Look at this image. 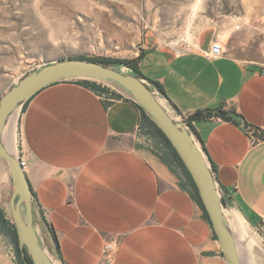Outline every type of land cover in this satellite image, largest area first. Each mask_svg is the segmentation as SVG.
<instances>
[{"label":"crops","instance_id":"0c3cea01","mask_svg":"<svg viewBox=\"0 0 264 264\" xmlns=\"http://www.w3.org/2000/svg\"><path fill=\"white\" fill-rule=\"evenodd\" d=\"M248 2L235 23L203 27L190 43L146 31L134 58L180 115L228 113L230 121L212 116L191 124L220 191L231 197L227 214L242 264H264L257 233L264 230V20L251 19L257 14ZM215 41L223 54L208 60L203 52ZM102 84L108 93L77 80L47 86L4 129L3 144L25 161L38 231L53 245L43 217L54 232L59 264H227L191 191L141 149L136 103ZM8 179L0 160V198Z\"/></svg>","mask_w":264,"mask_h":264},{"label":"rangeland","instance_id":"374dc122","mask_svg":"<svg viewBox=\"0 0 264 264\" xmlns=\"http://www.w3.org/2000/svg\"><path fill=\"white\" fill-rule=\"evenodd\" d=\"M250 11L264 20V0H248ZM244 0H0V98L9 81L17 83L45 63L72 58L135 59L146 31L166 43L225 20L235 23L244 13ZM184 41L178 43L183 46ZM115 69L131 73L124 66ZM13 84V85H14ZM111 85V83H107ZM162 102L158 92L149 85ZM141 149L156 155L161 147L144 136ZM8 179L0 207L11 220ZM227 203L226 216L233 210ZM35 229L38 228L35 224ZM39 232V231H38ZM263 242L262 228L257 232ZM236 235V233H235ZM236 240L238 241L237 235ZM240 250V249H239ZM55 259V258H54ZM57 261V260H56ZM59 264L58 262H56ZM0 264H18L13 243L0 233Z\"/></svg>","mask_w":264,"mask_h":264},{"label":"water","instance_id":"95a60500","mask_svg":"<svg viewBox=\"0 0 264 264\" xmlns=\"http://www.w3.org/2000/svg\"><path fill=\"white\" fill-rule=\"evenodd\" d=\"M69 80L111 83V86L127 94L144 110L169 141L191 176L227 264H242L236 235L226 216L227 202L222 197L206 154L189 127L170 114V111L177 112L156 97L146 79L81 59L47 62L8 87L0 98V160L7 168L13 187L9 209L22 254L25 249L32 264L58 262L54 246L35 229L36 207L31 189L18 156L11 154L3 144L4 129L9 117L19 113L22 105L31 96L47 86ZM158 94L163 100V96L159 92Z\"/></svg>","mask_w":264,"mask_h":264},{"label":"trees","instance_id":"16d2710c","mask_svg":"<svg viewBox=\"0 0 264 264\" xmlns=\"http://www.w3.org/2000/svg\"><path fill=\"white\" fill-rule=\"evenodd\" d=\"M72 59H75V58H72ZM76 59L88 60V61H92L95 63H100L102 65H106V66H109L112 68H115L114 65L124 66L131 71V74H133L139 78H143L139 69H138L139 58H135V59H112V58H84V57H80V58H76ZM77 81L79 83H81L82 85H84L85 87H87V88H89V89H91L94 92H97L99 94H105V93L109 92V89L105 85H103L102 83L89 81V80H77ZM148 83L152 87H154V89L157 90L162 96H164V92L158 83L152 82V81H148ZM33 96H31L22 105L21 113L24 112L25 106L27 105L28 101ZM136 106L140 111V118H139V132H140V134L142 136H147V137L152 138L161 147L160 151L156 152V156L172 173L176 174L179 177V186L183 189H189L191 191L193 198L198 203V205L200 206V208L203 212L204 218L207 219L208 222L211 224L209 217H208V214L205 211V208H204L202 201L199 197L198 190H197L191 176L189 175L188 171L186 170L185 166L183 165L182 161L180 160V158L178 157L175 150L172 148L171 144L166 139L164 134L157 127V125L152 121V119L144 112V110L141 107H139L137 104H136ZM212 116L220 117L221 119H223L225 121H230V117L228 116V113L224 112L221 109H218L215 112H211V111L195 112L194 114H192L191 116H189L186 119L187 126L192 131V133L195 135V137H196V134H195V131H194L191 123L193 121L201 120V119L212 117ZM202 149L204 151L203 147H202ZM210 165H211L212 172H214L213 165L211 163H210ZM221 194L227 203H231V197L228 195V193L223 188L221 189ZM34 207H36V205H34ZM39 212L41 213L40 210H39ZM42 221L48 229L50 239L53 242V246L55 248V252H56L57 257H58L59 256L58 246H57V241H56V237L54 235V232L52 231L51 226L44 220L43 217H42ZM0 233L7 235L10 238V240L12 241L18 264H32L31 258L27 254L25 249H24V252L22 254L21 249L19 248V245H18V238H17V234H16L14 224L12 223V220L7 219V217L4 213V211L1 209V207H0ZM214 236L216 238V235H214Z\"/></svg>","mask_w":264,"mask_h":264},{"label":"built area","instance_id":"2783aa9c","mask_svg":"<svg viewBox=\"0 0 264 264\" xmlns=\"http://www.w3.org/2000/svg\"><path fill=\"white\" fill-rule=\"evenodd\" d=\"M203 54H204V57H205L206 59H208V60H215V59H217V58H219V57L222 56V54H223V48H222V46H221V44H220L219 42H216V41H215V42H213V43L211 44V46H210V48H209L208 50H205V51L203 52ZM259 74L262 75V76H264V66L260 69ZM170 114H171L176 120H180V119H181V120L185 123V125H187V123H186V119H187V118H186V117L180 115L179 113H173L172 111H170ZM18 161H19L20 166H21L22 168H24V166H25V161H24V159H23L21 156H18ZM37 209L40 210L39 207H38ZM263 232H264V230H263ZM112 249H113V246L110 245V244H108V245L105 247V251H106V252H110Z\"/></svg>","mask_w":264,"mask_h":264},{"label":"bare ground","instance_id":"6f19581e","mask_svg":"<svg viewBox=\"0 0 264 264\" xmlns=\"http://www.w3.org/2000/svg\"><path fill=\"white\" fill-rule=\"evenodd\" d=\"M11 117H12V115H11ZM11 117H9L8 122H9V120L11 119ZM8 122H7V123H8ZM6 125H7V124H6ZM255 254H256V253H255Z\"/></svg>","mask_w":264,"mask_h":264}]
</instances>
